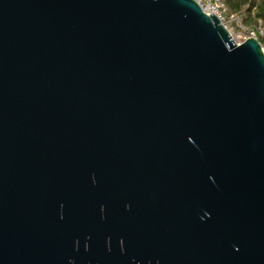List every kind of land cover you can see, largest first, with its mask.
I'll return each mask as SVG.
<instances>
[{"label":"water","instance_id":"water-1","mask_svg":"<svg viewBox=\"0 0 264 264\" xmlns=\"http://www.w3.org/2000/svg\"><path fill=\"white\" fill-rule=\"evenodd\" d=\"M0 264H264V50L193 0H0Z\"/></svg>","mask_w":264,"mask_h":264},{"label":"built area","instance_id":"built-area-1","mask_svg":"<svg viewBox=\"0 0 264 264\" xmlns=\"http://www.w3.org/2000/svg\"><path fill=\"white\" fill-rule=\"evenodd\" d=\"M193 1L205 15L210 16L212 14L217 18L234 44L239 45L250 37L255 38L258 42L259 38H264V24L261 20H258L255 26L248 27L243 22L244 13H229L222 0ZM262 47L264 50V46Z\"/></svg>","mask_w":264,"mask_h":264},{"label":"trees","instance_id":"trees-1","mask_svg":"<svg viewBox=\"0 0 264 264\" xmlns=\"http://www.w3.org/2000/svg\"><path fill=\"white\" fill-rule=\"evenodd\" d=\"M229 13H244L243 22L246 26L252 27L261 20L264 24V0H222ZM264 46V38H259Z\"/></svg>","mask_w":264,"mask_h":264}]
</instances>
